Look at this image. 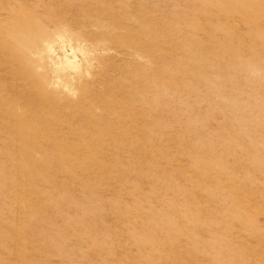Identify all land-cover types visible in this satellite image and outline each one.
I'll return each mask as SVG.
<instances>
[{
	"label": "rangeland",
	"instance_id": "rangeland-1",
	"mask_svg": "<svg viewBox=\"0 0 264 264\" xmlns=\"http://www.w3.org/2000/svg\"><path fill=\"white\" fill-rule=\"evenodd\" d=\"M0 264H264V0H0Z\"/></svg>",
	"mask_w": 264,
	"mask_h": 264
}]
</instances>
